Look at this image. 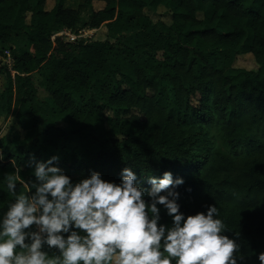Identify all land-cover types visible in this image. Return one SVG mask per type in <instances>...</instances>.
<instances>
[{"label":"trees","instance_id":"obj_1","mask_svg":"<svg viewBox=\"0 0 264 264\" xmlns=\"http://www.w3.org/2000/svg\"><path fill=\"white\" fill-rule=\"evenodd\" d=\"M95 1L104 6L87 22L65 0H0V116L14 129L0 137V214L12 198L4 175L35 180L33 158L57 155L73 181L96 170L119 182L130 165L145 188L170 170L184 178L180 211L215 204L241 245L238 264H260L264 0H85ZM161 8L166 19H155ZM102 25L104 39L59 33ZM246 53L258 68L236 65ZM53 109L60 123L42 124ZM160 215L171 223L163 206Z\"/></svg>","mask_w":264,"mask_h":264},{"label":"clouds","instance_id":"obj_2","mask_svg":"<svg viewBox=\"0 0 264 264\" xmlns=\"http://www.w3.org/2000/svg\"><path fill=\"white\" fill-rule=\"evenodd\" d=\"M33 160L35 180L4 175L12 198L0 214V264H238L244 259L241 245L225 234L228 227L215 204L194 214L180 211L177 186L184 178L174 179L170 170L148 175L145 188L130 165L121 169L119 182L96 170L73 181L53 163L57 155ZM18 182L26 191L17 190ZM160 206L170 224L160 223ZM45 245L55 250L46 251ZM258 260L264 264V251Z\"/></svg>","mask_w":264,"mask_h":264},{"label":"rangeland","instance_id":"obj_3","mask_svg":"<svg viewBox=\"0 0 264 264\" xmlns=\"http://www.w3.org/2000/svg\"><path fill=\"white\" fill-rule=\"evenodd\" d=\"M31 2H32V4H34L35 0H31ZM54 3H55L54 0H48L46 8L47 9L52 8ZM65 5H66V7L78 9L81 19L83 21L89 22L92 14H93V11L96 9L102 8L104 6V3L100 2V1H95L94 5L90 6V5L86 4L85 0H65ZM163 14H165L164 9L161 8L156 13H153V17L155 19H158V18H165L166 19L165 15H163ZM59 33L69 35L72 39H74V38L104 39L105 37H107L105 25H102L101 27L94 28V29L85 28V29H82L78 34H73L70 32V30H67V29L62 30ZM2 62H4V61H3L2 56H0V64H2ZM6 62L8 63L9 66H11L10 57H8L6 59ZM236 65L240 66V67L247 68V69L258 68V64H257L255 58L250 53H246L242 56H239L236 60ZM13 73H15V72L13 71ZM4 82H5V78L0 73V89L3 88ZM49 101H50V99H49ZM57 116H58V114H57L56 110L53 109L48 113V116H41L39 118V121L42 122V124H44V125L49 124L50 122H54L55 124H59L60 121L58 120L59 118ZM11 123H12L11 115L6 117V118H4L3 115L0 116V126H1L0 137L5 136L7 134L11 136L14 133V129H13ZM32 123H33V121L30 120L27 124H32ZM16 128H17V130L21 131L22 127L20 125H18ZM16 128H15V130H16ZM24 132L25 131L21 132V133H23L22 136L24 135Z\"/></svg>","mask_w":264,"mask_h":264}]
</instances>
